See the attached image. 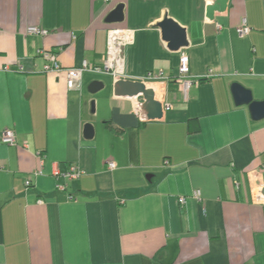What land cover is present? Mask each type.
<instances>
[{"label": "crops", "instance_id": "1", "mask_svg": "<svg viewBox=\"0 0 264 264\" xmlns=\"http://www.w3.org/2000/svg\"><path fill=\"white\" fill-rule=\"evenodd\" d=\"M214 1L0 0V136L16 138L0 142V264H264V119L230 92L264 101V0H228L209 20ZM119 5L122 22L105 23ZM165 18L187 47L169 49ZM111 29L133 32L121 79L148 83L160 119L145 120L141 97L114 96L110 75L85 72L70 91L64 72H43L39 51L62 69L100 66ZM92 82L103 89L90 94ZM72 165L79 179L53 177Z\"/></svg>", "mask_w": 264, "mask_h": 264}, {"label": "built area", "instance_id": "2", "mask_svg": "<svg viewBox=\"0 0 264 264\" xmlns=\"http://www.w3.org/2000/svg\"><path fill=\"white\" fill-rule=\"evenodd\" d=\"M111 0H106L110 2ZM219 29V28H218ZM250 28L247 26L246 21L242 20L240 26L237 28V35L242 38L249 34ZM28 35L41 36L47 35V31L42 30L37 27H30L27 29ZM133 32L124 29H111L107 33L106 41V51L102 59L100 66H92L87 62H83L81 66L62 69L56 62V54L50 51H39L40 57L44 60L45 65L43 66V72H64L66 76V86L67 89L72 91L80 87V80L85 72H94L99 74L110 75L115 81L120 80L123 76V49L132 43ZM178 83L184 88L188 87L192 82L189 80V61L186 54L182 53L179 57V67H178ZM161 80V73L157 75L148 74L145 81L156 82ZM146 83V82H144ZM194 83H197L196 81ZM148 84V83H146ZM0 142L7 146H15L16 138L15 133L12 130H4L0 136ZM109 169H114V163L108 164ZM40 172L36 173L35 176L39 175ZM83 173L77 166H69L65 173H59L57 169L53 171V177L58 179L63 178L65 182H70L79 179ZM26 185L29 186V180H27ZM66 185H56V190L65 191ZM192 197L195 199L199 198V192H194ZM71 198V197H70ZM185 202L184 198L178 200L179 204ZM37 203L42 204V201Z\"/></svg>", "mask_w": 264, "mask_h": 264}, {"label": "water", "instance_id": "3", "mask_svg": "<svg viewBox=\"0 0 264 264\" xmlns=\"http://www.w3.org/2000/svg\"><path fill=\"white\" fill-rule=\"evenodd\" d=\"M228 0H215L214 3L206 8V17L213 20L215 14L224 12ZM122 22V6H117L105 19V23H120ZM159 27L162 31L163 40L168 43V47L172 51H177L181 48L187 47L185 31L172 20L165 18ZM103 89L101 82H92L87 91L90 94H95ZM230 92L235 106H246L252 121H261L264 119V101L254 100L251 92L239 85L233 83L230 86ZM113 94L116 97L135 98L141 97L143 99L140 109L145 115V120L155 121L161 118L162 105L156 97L152 88L147 87L144 82L131 80H117L113 84ZM93 112V102L91 103ZM85 139H91L93 136V128L91 125L84 126ZM259 197L264 201V187L260 190Z\"/></svg>", "mask_w": 264, "mask_h": 264}, {"label": "trees", "instance_id": "4", "mask_svg": "<svg viewBox=\"0 0 264 264\" xmlns=\"http://www.w3.org/2000/svg\"><path fill=\"white\" fill-rule=\"evenodd\" d=\"M190 126V125H189ZM190 128V127H189ZM189 130H191V129H189Z\"/></svg>", "mask_w": 264, "mask_h": 264}]
</instances>
